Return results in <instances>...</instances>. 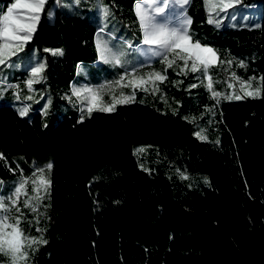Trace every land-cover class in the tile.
I'll return each mask as SVG.
<instances>
[{
  "label": "trees",
  "instance_id": "obj_1",
  "mask_svg": "<svg viewBox=\"0 0 264 264\" xmlns=\"http://www.w3.org/2000/svg\"><path fill=\"white\" fill-rule=\"evenodd\" d=\"M13 1L0 0V15ZM137 1L46 0L32 39L0 65V106L27 108L22 118L50 146L30 162L15 155L20 173L4 181L41 169L51 180L50 198H44L47 243L34 247L32 264H264V186L258 196L249 194L223 120L231 103L224 97L243 96L232 73L245 81L256 77L253 89L264 77V0H234L232 17L213 13L219 24L208 22L205 0H189L192 41L211 46L225 62L208 71L222 95L212 97L202 71L177 75L175 66L158 92L137 89L135 103L174 122L186 137L154 144L140 142L119 104L89 116L72 92L74 83L99 89L128 73H163L162 56L145 61L136 49L142 41ZM249 5L259 8L258 22L240 18ZM100 30L120 64L98 58ZM57 50L63 54L53 55ZM40 64L41 78L29 89L32 68ZM121 91L131 95L132 89L114 94ZM241 101L245 133L264 143V87L259 98ZM103 102H111L107 91ZM35 229L24 225L28 234Z\"/></svg>",
  "mask_w": 264,
  "mask_h": 264
},
{
  "label": "snow or ice",
  "instance_id": "obj_2",
  "mask_svg": "<svg viewBox=\"0 0 264 264\" xmlns=\"http://www.w3.org/2000/svg\"><path fill=\"white\" fill-rule=\"evenodd\" d=\"M143 2L146 7L150 8V11H146L140 5L137 6V15L143 29V44L150 46L149 50L153 51L155 55L162 56L165 65L164 71L163 73L152 71L145 73L143 76L137 75L135 72L128 73L125 76H121L113 84L103 85L99 89L74 88L73 95L88 101L87 112L89 116L93 111L112 112L115 111L118 104L134 102L137 89L144 92H158L160 90L159 84L164 83L168 79L167 70L174 66L179 69L177 75H187L189 71H202L207 80L205 87L211 92L212 97L218 100L222 95L214 90L213 80L208 75V71L218 61L221 64L225 62L220 60L214 49L192 41V37L188 33V27L192 22L191 19L186 18L182 27L170 28L166 23L156 22V15L164 13L166 6H156V0H143ZM178 2L187 4L189 0H178ZM233 2L234 0H217V2L213 3L211 0H205V6L209 12L208 22L219 24L220 21L214 18L213 13L219 16L220 12H227L229 8L233 7ZM235 2H238V0H235ZM45 3L46 0H15L8 8L7 13L0 15V65H4L12 56L23 50L25 44L32 39ZM18 9H23L24 11H17ZM97 50L100 53V58L105 62L121 63L120 57L112 53L106 42L99 38L97 39ZM62 54L60 50L53 52V55ZM177 61H182V66L177 64ZM227 63L231 66L232 61H227ZM239 66L245 67L243 62ZM44 68V64L32 68V78L27 82L29 89H31L33 83L39 82ZM232 78L240 83V91L243 92V96L229 95L224 97L225 99L259 98L261 87H264V77H260L258 86L255 89L252 88V82L256 80V77H251L245 81L233 72ZM192 87H196V85H192ZM229 87H232V85L230 84ZM116 88H131V95H125L121 91L119 97H117L114 94V89ZM105 91L111 96V102L108 104L103 102ZM85 93L87 95H84ZM161 99H164V97H161ZM27 112L28 109L24 108L20 115L24 116ZM196 135L201 140L207 139L200 132H197ZM50 170L51 165H48L49 173ZM182 178L186 177L182 175ZM29 184L31 185L32 195L28 193L27 186ZM50 188L51 180L50 178H45L44 170L41 169L38 173H33L32 177H22L12 195L8 197L7 202L0 197V254L9 258V264H25L27 260L26 248H31L34 244L47 243L42 236L37 240L35 237L24 235L19 228L21 217L23 216L19 204L23 198L24 208L37 214L36 223L38 224L39 215H43V213L39 212V209L45 196L47 195L50 198ZM12 209H15L20 215L12 217L15 223L10 224L8 223L9 213ZM37 231L42 232L43 230L37 228Z\"/></svg>",
  "mask_w": 264,
  "mask_h": 264
},
{
  "label": "rangeland",
  "instance_id": "obj_3",
  "mask_svg": "<svg viewBox=\"0 0 264 264\" xmlns=\"http://www.w3.org/2000/svg\"><path fill=\"white\" fill-rule=\"evenodd\" d=\"M213 3L217 0H212ZM141 1L135 3V7L140 5L143 8H148L143 5ZM156 6L165 7V12L156 15L157 23H166L170 28H174L176 23L173 24L176 13L180 10L181 3L178 0H156ZM242 7V6H241ZM245 9L240 17L242 20H253L255 22L259 21L260 10L255 8L254 5L243 6ZM18 11V10H17ZM20 11H24L20 9ZM150 11V8H148ZM7 11L5 12V14ZM225 17L231 16L232 11L230 8L227 12H223ZM246 15V16H245ZM53 16V11L50 10L48 18L50 19ZM183 16V15H178ZM245 16V17H244ZM224 19H222L223 21ZM229 21L234 22L233 19ZM143 33V29H142ZM210 47L209 45H203ZM146 47L145 44L139 45V49ZM213 49V48H212ZM145 53L144 50H142ZM37 60V54H35ZM252 90V89H249ZM231 103L224 108V122L231 131L233 141L235 143L239 162L243 169V175L245 182L249 191V194L252 197L259 195L261 188L264 186V143L254 140L248 136L244 129L242 123V113L247 109V106L240 99H231ZM123 108L127 112V121L128 118L133 121L136 125H142V127H148L147 125H152L147 130H155L153 136L156 137H176L179 138L178 127L174 122L166 119H155L153 116H141L139 114L135 115L131 105H123ZM161 118V117H160ZM168 122L164 123L163 122ZM177 140V139H176ZM145 143V142H144ZM41 148V143L33 132L32 128L28 124L21 123L18 117L11 118L5 115L3 112H0V197L8 198L12 195L15 190V187L18 186L20 181L15 183L4 182L5 179L14 177L19 174L14 156L17 154H23L27 157L28 160L33 158L38 150ZM15 184V185H14ZM14 185V186H13ZM29 193V192H28ZM29 195H32L29 193ZM6 202V201H5ZM19 207L23 206V198L19 204ZM28 213L23 215V224L19 225V228L23 231L25 236L35 237L39 240L43 235L42 232H38L37 228L44 230L46 226V203L43 200L42 205L39 209V212L43 215H39V223H36L37 214L32 213L29 209L24 208ZM21 211L23 212L22 208ZM12 214L9 213L8 223H14L12 219ZM24 225H33L35 226V232L33 234H28L24 231ZM10 230V229H9ZM44 240V238H43ZM39 244L32 245L31 248H26L27 260L25 264H32V257L34 247ZM0 264H9V258L3 254H0Z\"/></svg>",
  "mask_w": 264,
  "mask_h": 264
},
{
  "label": "crops",
  "instance_id": "obj_4",
  "mask_svg": "<svg viewBox=\"0 0 264 264\" xmlns=\"http://www.w3.org/2000/svg\"><path fill=\"white\" fill-rule=\"evenodd\" d=\"M14 2H15V0L12 3H14ZM141 2L144 3L143 0H141ZM12 3H10L8 5V7L6 8V10L3 11L1 13V15H4L5 14V12L8 10V8L11 6ZM143 5H145V4H143ZM186 6H187L186 4H181L180 10L176 13L175 17L173 18V20H174L173 24L176 23V26L174 28L182 27L184 25L185 19L186 18H190L189 15L186 12ZM135 9H136V12H137V7H135ZM145 10L148 11V8H145ZM18 11H20V9H18ZM178 15H183V16L177 17ZM141 34H142V40H143L142 27H141ZM97 37H100L104 42H106V44H107V42L109 40V36L106 35L105 33H102L101 30L98 32ZM193 42H196V41H193ZM139 45H142V41L139 43ZM139 45H137V48L136 49H137L138 53L143 57V59L145 61H151L154 58L158 57L157 55L154 54L153 51H150L149 50L150 46L145 45L146 47H143V48L139 49ZM142 50H144L145 53H143ZM111 52H112V50H111ZM98 58L101 59L100 58V53L98 54ZM74 88L83 89V88H91V87L90 86H87L85 84L78 85V84H75L74 83L72 85V92H73V89ZM84 95H87V94L85 93ZM79 99L81 101L82 108L85 109V110H87L88 101L82 100L81 98H79ZM123 105L124 104H119L118 106L122 109V111L124 112L125 116H127V112L123 108ZM126 105H131L132 106L133 111L135 112V115L136 114H139L141 116L142 115L143 116H153V117H155V119H165L163 116H161V115H159L157 113H154L149 108H147V107H145V106H143V105H141L139 103L131 102V103H126ZM0 112H3L5 115H7V116H9L11 118L18 117L19 118V121H21V123L28 124L32 128L31 123L29 121L24 120L22 118V116L20 115L21 109H16V108H14L11 105H3V106H0ZM223 113H224V110H223ZM128 120H129V124L131 125V127L135 131L138 139L142 143L145 142V143L154 144V143H158V142H161V141H180V140H185L186 139L185 134H184V131H183V129L180 126H178V127L175 126V128L178 129V133H180L179 134L180 135L179 138L172 137V136L171 137L163 138V137L153 136L155 130H147V128H149L152 125H147L148 127H142V125H136V124H134L131 119L128 118ZM164 123H168V122H165L164 121L163 124ZM32 130H33V128H32ZM33 132L35 133L34 130H33ZM38 139H39V137H38ZM39 141L41 143V148L38 150V153H36V155L33 158H31L30 160H28L27 157L25 155H23V154H17V155H23L24 158H25V160L27 162H30L31 160H33L35 158H43V157H45L49 153V150H50L49 143L47 141H43L41 139H39ZM17 168H18L19 173H20V169H19L18 165H17Z\"/></svg>",
  "mask_w": 264,
  "mask_h": 264
}]
</instances>
